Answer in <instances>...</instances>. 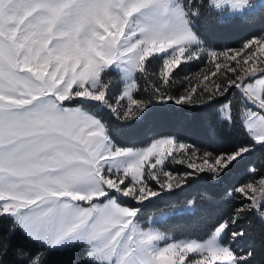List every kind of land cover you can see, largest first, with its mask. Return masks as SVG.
Here are the masks:
<instances>
[{
    "label": "snow or ice",
    "instance_id": "obj_1",
    "mask_svg": "<svg viewBox=\"0 0 264 264\" xmlns=\"http://www.w3.org/2000/svg\"><path fill=\"white\" fill-rule=\"evenodd\" d=\"M231 32L243 36L239 49L222 46ZM257 52L264 0H0V264H185L189 253L199 258L188 264H257L253 250L233 248L250 216L264 221V158L250 167L264 156ZM201 59L219 61L220 77L174 91L182 64ZM152 119L188 124L139 150L117 144ZM188 126L224 128L232 142L201 150L183 138ZM174 149L189 161L175 179L163 167ZM226 183L236 203L204 238L171 239L163 225L199 214L204 193Z\"/></svg>",
    "mask_w": 264,
    "mask_h": 264
},
{
    "label": "trees",
    "instance_id": "obj_2",
    "mask_svg": "<svg viewBox=\"0 0 264 264\" xmlns=\"http://www.w3.org/2000/svg\"><path fill=\"white\" fill-rule=\"evenodd\" d=\"M243 36L239 32H231L223 34L222 36V46L231 49H239L241 47ZM161 61H154L152 68L158 71ZM203 65V60H197L194 62H189L182 64L181 70L177 73V79L175 84L172 85L174 91H181L183 87H186V80L181 79L184 76L190 75L194 72L200 70ZM158 68V69H157ZM150 81L145 83L144 80H138L137 83L139 88L135 90V99L143 98L145 93L154 85L155 82ZM178 82L179 84H176ZM143 89V91H140ZM171 111V110H168ZM159 110L154 115H158ZM107 115V114H106ZM189 117H192L194 113H188ZM201 115H210V113H202ZM188 122H184V125H178L174 121H165L159 119H152L145 124L136 125L128 135L121 137L117 144L121 147H132V148H142L149 145L150 140L160 136H166L169 134L170 130L173 128H180L187 125ZM208 126V121H205V127ZM232 138L241 137V130L237 127L231 132ZM194 143L197 148L203 150L207 148L210 151L218 150L223 151L228 148L232 142L229 138V133L224 128H216L212 130L209 128L208 132L202 133L194 130L191 126H188V130L185 132L183 137ZM264 158L260 153H257L255 157L252 158V164L250 167H259L261 159ZM166 169L175 173L180 174L186 170L185 164H175L170 162L166 163ZM243 173H236L231 178L230 182H241L243 179ZM203 190L206 186H198ZM227 188L228 192H231V188L228 184H224L213 192H205L204 195L208 196L209 199L203 203V211L195 216L186 217L183 219H177L173 222H169L163 225L165 231L169 233L174 239H198L202 240L206 233L208 232L211 225L215 222L216 218L230 211L231 208L236 203L237 198L230 197L224 189ZM191 191V190H189ZM195 195V193H193ZM190 197L187 193H178L175 198L183 203L186 199ZM145 220L151 216H157L158 212L154 207H149L144 210ZM246 232V238L239 240L233 244L234 250L238 254H244L247 250H253L255 252V261L257 264L264 261V221L256 216H250L242 225ZM218 264V263H216Z\"/></svg>",
    "mask_w": 264,
    "mask_h": 264
},
{
    "label": "rangeland",
    "instance_id": "obj_3",
    "mask_svg": "<svg viewBox=\"0 0 264 264\" xmlns=\"http://www.w3.org/2000/svg\"><path fill=\"white\" fill-rule=\"evenodd\" d=\"M229 55H232V53H230ZM244 56V53H240V55L237 56V61H240L241 60V57ZM260 59H264V54L262 53H259L257 52L255 54V57H254V60L257 61V66H258V62ZM203 60V59H201ZM194 62V61H193ZM219 61H205L203 60V65L201 66L200 70L197 71V72H194L190 75H187V76H184L182 77L181 79H185L186 80V86L187 87H191V86H196L197 87V90L199 91V88L200 87H203L204 85H209V87H211V84H210V81H213V80H216L218 77H220L221 73L224 71L223 67L220 69V70H217L215 68V63H218ZM236 61H229V64H235ZM252 64V61H249V66H251ZM158 69V68H157ZM154 71H156L154 68H153ZM215 72L216 75L213 76L212 73ZM207 76L208 79L205 80L204 77ZM150 81H153L155 82L152 78H149ZM152 82V83H153ZM176 84H179L178 82H176ZM135 90H133V98L135 99L134 97V93H135ZM123 92V85H121L120 89L117 90L115 93H114V96H119L120 94H122ZM129 106V102L127 101V99H123V100H119V102L117 103V109L120 110L121 107L127 109ZM136 105H131V108L132 110L134 111L136 109ZM129 116H131V112H129ZM150 146V143L149 145ZM144 148V147H142ZM142 148H135V149H142ZM172 156H176L177 159L176 160H173L172 159ZM182 159V157L180 156V153L177 151V150H173L172 152V155L169 156L167 152H165V163L163 165L164 167V170L165 171H169L166 169V163L167 162H170L172 163L173 165L175 164H185L187 165V163L189 162L188 160H184L183 163L180 162V160ZM195 159V158H193ZM150 162H154V158L150 161ZM196 162H199L198 160ZM147 167V165H146ZM161 167L160 165H157V168ZM151 171H155V169H150ZM175 174V173H174ZM175 178H178V174H175L174 175V179ZM158 216V215H157ZM156 217V216H151L147 219L148 222H152L153 218ZM143 222V221H142ZM170 238L175 240V241H184V240H190V239H174L171 235H170ZM193 257H196V258H199L198 256H196V254L194 253H189L188 255V259L185 260V264H188V260L192 259ZM216 263L218 264H221V262L217 261Z\"/></svg>",
    "mask_w": 264,
    "mask_h": 264
},
{
    "label": "built area",
    "instance_id": "obj_4",
    "mask_svg": "<svg viewBox=\"0 0 264 264\" xmlns=\"http://www.w3.org/2000/svg\"><path fill=\"white\" fill-rule=\"evenodd\" d=\"M260 219V218H259Z\"/></svg>",
    "mask_w": 264,
    "mask_h": 264
}]
</instances>
